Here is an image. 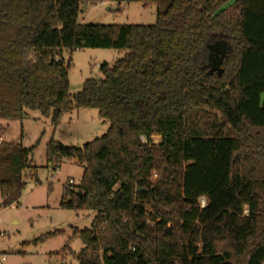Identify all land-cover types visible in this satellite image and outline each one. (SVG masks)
Here are the masks:
<instances>
[{
    "label": "trees",
    "instance_id": "16d2710c",
    "mask_svg": "<svg viewBox=\"0 0 264 264\" xmlns=\"http://www.w3.org/2000/svg\"><path fill=\"white\" fill-rule=\"evenodd\" d=\"M87 1L0 0V122L109 123L81 148L46 146L53 171L82 168L60 208L94 213L72 230L77 264H264V0H113L154 5L152 26L79 25ZM83 49L125 54L70 98L63 54ZM32 153L0 143V207L18 204Z\"/></svg>",
    "mask_w": 264,
    "mask_h": 264
},
{
    "label": "rangeland",
    "instance_id": "374dc122",
    "mask_svg": "<svg viewBox=\"0 0 264 264\" xmlns=\"http://www.w3.org/2000/svg\"><path fill=\"white\" fill-rule=\"evenodd\" d=\"M76 22L79 25L152 26L156 22V8L137 3L118 5L113 0H89L85 6L84 3L79 5ZM218 46L224 47V44L221 42ZM124 54L111 49L65 52L63 59L65 63L70 62L67 72L70 98L81 91L86 80L101 82L104 76L100 66L112 67ZM108 127L109 123L99 118L97 111L88 109L65 113L56 125L38 111H27L21 121L0 122L2 142L20 144L24 149L33 147L32 164L23 173L25 187L18 204L0 207V264L78 263L76 256L83 245L73 237L72 230L89 228L94 213L64 210L60 203L67 200L64 196L66 187L77 192L82 168L74 159H63L53 171L46 166V146L53 141L65 147L81 148L101 138ZM151 140L158 143L160 139L152 136ZM198 202L200 205V200ZM50 233L56 235L42 242L36 241Z\"/></svg>",
    "mask_w": 264,
    "mask_h": 264
},
{
    "label": "built area",
    "instance_id": "2783aa9c",
    "mask_svg": "<svg viewBox=\"0 0 264 264\" xmlns=\"http://www.w3.org/2000/svg\"><path fill=\"white\" fill-rule=\"evenodd\" d=\"M69 183L72 184V181H69ZM199 200H200V208H203L205 206V204H203V198H200ZM0 236L2 235L0 234ZM2 261H3V258H2Z\"/></svg>",
    "mask_w": 264,
    "mask_h": 264
},
{
    "label": "water",
    "instance_id": "95a60500",
    "mask_svg": "<svg viewBox=\"0 0 264 264\" xmlns=\"http://www.w3.org/2000/svg\"><path fill=\"white\" fill-rule=\"evenodd\" d=\"M85 3H86V2H84V6H85ZM106 10H107V11H112V10H111V9H109V8H107Z\"/></svg>",
    "mask_w": 264,
    "mask_h": 264
},
{
    "label": "crops",
    "instance_id": "0c3cea01",
    "mask_svg": "<svg viewBox=\"0 0 264 264\" xmlns=\"http://www.w3.org/2000/svg\"><path fill=\"white\" fill-rule=\"evenodd\" d=\"M0 142H2L1 139H0Z\"/></svg>",
    "mask_w": 264,
    "mask_h": 264
}]
</instances>
